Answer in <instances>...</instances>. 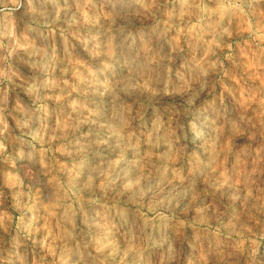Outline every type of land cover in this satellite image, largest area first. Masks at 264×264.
<instances>
[{
  "label": "clouds",
  "instance_id": "9594fccd",
  "mask_svg": "<svg viewBox=\"0 0 264 264\" xmlns=\"http://www.w3.org/2000/svg\"><path fill=\"white\" fill-rule=\"evenodd\" d=\"M0 264H264V0H0Z\"/></svg>",
  "mask_w": 264,
  "mask_h": 264
},
{
  "label": "rangeland",
  "instance_id": "374dc122",
  "mask_svg": "<svg viewBox=\"0 0 264 264\" xmlns=\"http://www.w3.org/2000/svg\"><path fill=\"white\" fill-rule=\"evenodd\" d=\"M238 64H239V62H237L236 64H234V65H233V68H238ZM235 83H236V80H235V79H233V80L231 81V83H229V82H228V78H225V88H227V89L230 90L231 87H232V84H235ZM239 95H241V98H242V99H247V97L243 96L242 93H239ZM207 99H210V97H208ZM243 133H244V130H243V129H239V130H238V134H239V135H243ZM243 147H246V146L242 145V148H243ZM229 159L234 163L235 160H237V159H241V157L236 156V157H230ZM228 163H229V161L226 160L224 166L227 167V166H228ZM221 174L223 175V173H221ZM242 208H243V206L241 207V210H242Z\"/></svg>",
  "mask_w": 264,
  "mask_h": 264
}]
</instances>
